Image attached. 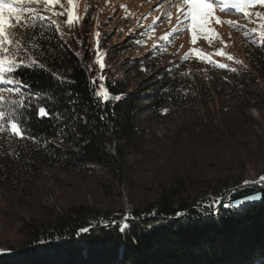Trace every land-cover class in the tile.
I'll list each match as a JSON object with an SVG mask.
<instances>
[{
  "label": "trees",
  "instance_id": "trees-1",
  "mask_svg": "<svg viewBox=\"0 0 264 264\" xmlns=\"http://www.w3.org/2000/svg\"><path fill=\"white\" fill-rule=\"evenodd\" d=\"M3 6L27 22L13 26V15L0 37V182L10 170L94 174L131 209L102 208L100 198L50 208L44 220L20 217L14 235L0 236V264H264V200L207 212L241 184L227 174L251 144L248 112L264 109V31L243 42L240 63L190 67L159 42L103 73L95 55L109 32L96 35L93 8L74 21L60 0ZM41 107L50 115L37 118ZM216 174H225L221 191ZM9 249L17 252L3 255Z\"/></svg>",
  "mask_w": 264,
  "mask_h": 264
},
{
  "label": "rangeland",
  "instance_id": "rangeland-1",
  "mask_svg": "<svg viewBox=\"0 0 264 264\" xmlns=\"http://www.w3.org/2000/svg\"><path fill=\"white\" fill-rule=\"evenodd\" d=\"M64 2L69 19L79 20L91 7L96 35L109 32L107 47L98 49L95 55L99 66L103 64V73L107 67L111 71L124 69V59L141 57L159 42L166 45L169 56L183 59L190 67L207 61L240 63L243 42L260 38L264 31V2L261 0L246 4L243 10L235 7L237 0H206L212 4L211 15L203 27L195 28L188 15L190 9L186 0H60V3ZM108 52L110 55L104 58ZM248 116L252 119L247 126V139L251 144L231 158L235 168L227 174L228 178L239 179L240 186L246 181L248 184L261 182L260 178L264 177V157H257L260 152L264 153V109L250 110ZM174 121L159 125L157 134L160 136L175 128ZM231 159L220 155L216 162L219 167H225ZM211 169L222 173L215 167ZM13 171L6 173L4 183L0 182V236L4 239L20 228V217L44 220L46 210L50 208L59 214L63 207L84 201L95 203L101 198L102 208L110 207L113 211L121 208L127 214L130 212V201L125 192L120 191V199L113 191L112 194L102 193L100 180L94 174L46 170L41 175L29 176ZM224 175L216 174L220 179L213 185L216 190L224 189ZM12 239L16 243L18 238L13 236Z\"/></svg>",
  "mask_w": 264,
  "mask_h": 264
},
{
  "label": "snow or ice",
  "instance_id": "snow-or-ice-1",
  "mask_svg": "<svg viewBox=\"0 0 264 264\" xmlns=\"http://www.w3.org/2000/svg\"><path fill=\"white\" fill-rule=\"evenodd\" d=\"M17 2L20 4H23V3L32 2V0H17ZM47 2L54 3L55 0H47ZM256 2H258V0H237L235 7H237L240 10H243L246 4H254ZM261 2H264V0H261ZM186 3L188 4V7L190 9L188 15L190 16L192 20L193 27L194 28L203 27L204 24L207 23V20L209 16L211 15L212 4L207 3L206 0H186ZM0 8H4L3 16H0V37L5 35V28L10 24L9 18H11L13 15L16 16V21H15V24H13V26L19 25L20 27H23L24 23L27 22V21H22L20 19L19 15L17 14L16 8L14 7L5 8L3 6V0H0ZM20 11H25V10L21 9ZM245 15H247V12H245ZM101 68H103V64H101ZM117 99H119V97H117ZM105 100H107V97H105ZM49 115H50L49 112L46 111L45 108L41 107L38 109L37 118H44ZM11 127L13 131L17 130V125L15 123H13ZM260 179L262 182H264V177H261ZM248 183L249 182L246 181L245 186H247ZM258 199H260V193L254 192V193L248 194L246 196H243L235 200L229 198L225 200L222 205H221V201L217 199V200L212 201L211 204L208 205V207H211L213 209V211L210 214L215 215L218 213V210L221 206H223L224 208H237L241 204H244L250 201H255ZM154 214L155 213H153V215ZM180 214L181 213L178 212L177 216H179ZM128 220H129V217L125 216L124 217L125 222L120 226V229H119L121 233H123L125 229L129 227V224L127 223ZM113 224H115V221H113ZM89 230H90L89 228H82L78 231L77 235L83 232H87Z\"/></svg>",
  "mask_w": 264,
  "mask_h": 264
},
{
  "label": "water",
  "instance_id": "water-1",
  "mask_svg": "<svg viewBox=\"0 0 264 264\" xmlns=\"http://www.w3.org/2000/svg\"><path fill=\"white\" fill-rule=\"evenodd\" d=\"M254 192H258L260 193V199L255 200V201H250L244 204H241L239 207L243 206V205H247V204H254L257 202H260L262 200H264V185L261 183H254V184H248L247 186H240L237 189H233V190H229L228 192H226L225 194H223L221 196V198H219V200L221 201V205L223 204V202L229 198L235 200V199H239L243 196H246L248 194L254 193ZM223 206H221L219 208V210L222 208ZM213 210L207 211L208 213H211ZM88 232V231H87ZM87 232H84L85 234ZM16 250H11L9 249V251H4L3 255H8V254H12V253H16Z\"/></svg>",
  "mask_w": 264,
  "mask_h": 264
}]
</instances>
